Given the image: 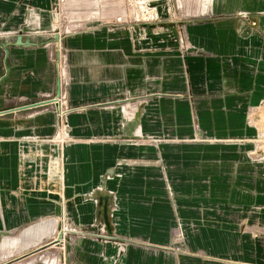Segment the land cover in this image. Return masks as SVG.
<instances>
[{"label":"crops","instance_id":"1","mask_svg":"<svg viewBox=\"0 0 264 264\" xmlns=\"http://www.w3.org/2000/svg\"><path fill=\"white\" fill-rule=\"evenodd\" d=\"M58 2L0 0V16L7 18V26L25 23L30 13L47 20L61 11ZM173 4L158 7L162 23L157 27L85 20L69 41L61 72L51 71L42 57L40 73L25 74L23 79L30 81L25 90L44 98L37 110L14 107L0 115V132L6 131L0 135V264H29L44 250L20 256L58 236L63 190L67 206L75 200L90 215L74 226H89L96 202L87 198L88 192L101 190L98 205L103 195L107 206L105 191L131 189L106 176L161 174L159 159L168 171L176 158L184 165L194 158L175 151V142L190 138L193 114L200 126L216 121L237 126L230 120L243 111L250 94L258 93L255 68L264 89V0ZM9 77L18 82L14 88L22 87L20 74ZM197 158L206 164L207 154ZM122 201L117 200L116 216L123 217ZM46 220L54 221L57 232L49 241L45 234L22 238ZM103 236L74 235V264H110L104 256L114 248L97 240ZM106 236L152 239L145 246L134 241L137 245L129 246L118 264H169L168 255L154 253L153 232L118 227ZM38 261L47 264L46 254Z\"/></svg>","mask_w":264,"mask_h":264},{"label":"rangeland","instance_id":"2","mask_svg":"<svg viewBox=\"0 0 264 264\" xmlns=\"http://www.w3.org/2000/svg\"><path fill=\"white\" fill-rule=\"evenodd\" d=\"M173 3L174 0H59L57 7L61 11L57 10L47 20L30 13L25 23L7 26V18L0 16V115L14 107L20 111L38 109L43 96L25 90L30 82L23 79L25 74L40 73L37 61L42 57H46L51 71L54 67L53 72H61L69 41L83 27V21L111 24L125 20L141 27H157L162 23L158 7H172ZM9 73L21 75L17 78L22 84L20 89L13 87L18 82L10 79ZM259 76L255 68L258 93L250 94L243 111L230 120L239 125H219L220 121H216L217 125L200 126L195 114L192 115L190 138L186 137L184 143L176 140L175 151H184L194 159H186L183 165L176 158L169 171L159 159L161 174L106 176L109 182L128 184L131 189L105 191L109 197L105 215L97 212L102 191L88 192L87 198L96 202L89 226H74L77 221H87L90 215L75 200L74 206H67L63 190L58 221L63 229L57 233L54 221L46 220L22 236L27 239L45 234L47 242L54 232L53 236L62 234V244L34 255L28 263L38 264L39 257L46 254L47 264H74L71 248L74 235L104 234L105 238L97 240L113 246V253L104 256V261L110 264H118L127 248L137 245L134 241L145 246L152 240H117L106 236L119 227L153 232L157 236L153 239V251L156 256L168 255L169 264H264V89L258 85ZM202 154H207L205 165L197 158ZM117 200H124L120 208L123 217L115 215L119 209ZM118 217L122 219L119 223Z\"/></svg>","mask_w":264,"mask_h":264},{"label":"water","instance_id":"3","mask_svg":"<svg viewBox=\"0 0 264 264\" xmlns=\"http://www.w3.org/2000/svg\"><path fill=\"white\" fill-rule=\"evenodd\" d=\"M59 230H61L60 227H59ZM60 237L62 238V234H58V236L55 239H53V240H51V241H49V242H47V243H45V244H43V245H41V246H39L37 248L31 250L30 252L20 256V258H24V257L29 256L31 254L46 250V249H48L50 247H53L55 245H59L60 244V240H61Z\"/></svg>","mask_w":264,"mask_h":264},{"label":"bare ground","instance_id":"4","mask_svg":"<svg viewBox=\"0 0 264 264\" xmlns=\"http://www.w3.org/2000/svg\"><path fill=\"white\" fill-rule=\"evenodd\" d=\"M104 200H105V197L103 195H101L100 200H99V205H98V214H102V215L106 214V206H105ZM60 239H61L60 244H62V238L60 237Z\"/></svg>","mask_w":264,"mask_h":264}]
</instances>
